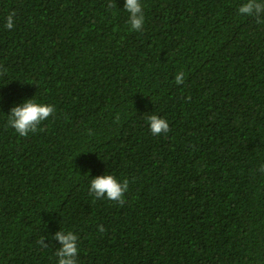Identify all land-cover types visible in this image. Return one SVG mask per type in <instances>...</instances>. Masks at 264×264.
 I'll use <instances>...</instances> for the list:
<instances>
[{
  "label": "trees",
  "instance_id": "obj_1",
  "mask_svg": "<svg viewBox=\"0 0 264 264\" xmlns=\"http://www.w3.org/2000/svg\"><path fill=\"white\" fill-rule=\"evenodd\" d=\"M0 264H264V0H0Z\"/></svg>",
  "mask_w": 264,
  "mask_h": 264
}]
</instances>
